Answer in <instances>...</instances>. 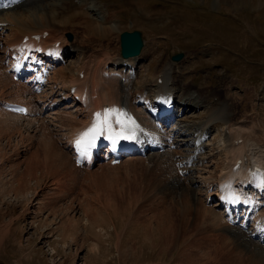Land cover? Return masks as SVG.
Returning a JSON list of instances; mask_svg holds the SVG:
<instances>
[{
  "label": "rangeland",
  "instance_id": "1",
  "mask_svg": "<svg viewBox=\"0 0 264 264\" xmlns=\"http://www.w3.org/2000/svg\"><path fill=\"white\" fill-rule=\"evenodd\" d=\"M85 1L83 6L84 0L75 3L81 12L62 8L60 13V20L70 23L67 35L72 33L71 40L77 39L82 48L66 57L63 65L69 70L94 53L116 57L121 33L138 29L146 58L129 78L131 90L143 88L149 76L183 52L185 57L175 67L181 90L203 91L209 101H213L212 90L216 97L231 95L234 106L237 100L245 104L234 107L238 118L246 114L256 119V114L247 113L250 104L258 107V99L264 98V0ZM92 1L107 11L103 36L97 13L87 8ZM9 84L0 86V95L12 96L15 91ZM176 109L183 117V107L177 104ZM204 112L201 108L196 114ZM12 119L0 113V264H186L182 258L193 264H264V244L247 238L239 225L222 230L214 224V213L206 212L200 202L205 197L202 183L191 179L189 187L175 175L176 169L165 174L152 164L151 154L127 156L112 168L97 161L91 170L75 165L77 170L61 173L52 172L60 170V157H54L56 167L51 166L50 176L38 172V181L34 171L31 175L26 171L33 162L44 164L48 145L40 131H32L34 121ZM41 121L52 133L48 143L56 144V130ZM259 126L264 128V116ZM220 129L218 123L208 139L217 138ZM185 134L190 136L188 131ZM163 235L171 237L172 245H163Z\"/></svg>",
  "mask_w": 264,
  "mask_h": 264
},
{
  "label": "bare ground",
  "instance_id": "2",
  "mask_svg": "<svg viewBox=\"0 0 264 264\" xmlns=\"http://www.w3.org/2000/svg\"><path fill=\"white\" fill-rule=\"evenodd\" d=\"M81 2L82 0H56L53 3L45 0H23L13 6L0 7V45L4 48L0 50V53H3V58L0 56V86H4V82L10 83V88L15 91L12 96L0 95L6 97H0V113L10 114L13 121L15 119L34 121V124L31 123L30 126L33 128L32 131H40L45 144L48 145V148L45 149L47 160L43 162L44 164L42 165L40 161L33 162L26 172L30 174L34 171V177L38 181L41 179L38 172H44L46 176H50L47 173H50L51 166L56 167L54 157L56 159L60 157L58 165L60 170L52 168V172L61 173L70 168L75 170V163H72L71 159L76 162L75 153L78 150L75 141L79 134L92 124L96 112H102L106 108H118L127 114L126 128L136 134L142 150L148 149L147 153L151 154V162L154 166L170 175L176 169L178 173L175 175L185 182L190 183L193 180L192 183L203 184L205 197L204 201L202 199L200 202L204 205L203 207H206V212L214 213L213 216L216 218L214 224L218 223V228L225 229L229 225L226 220H231L238 222L241 227L238 230L242 231V226L247 223L244 212L247 205V211H252V213L248 220L251 228L246 231V237L253 241H264V184H262L264 174L260 173L258 176L250 173V168L256 165L264 167V128L259 126L264 116V98L258 99L260 104L258 107L250 104L251 109L247 114L253 116L256 114V119L244 116L246 114L238 118L237 110L235 111L234 107L245 104L244 102L238 103L237 100L234 106L235 100L231 95L227 96L228 94L219 92L221 95L216 98L217 93L215 94L213 90L209 89L213 93V101H209V95L204 94L203 91L196 89L193 91L191 87L189 90H181L179 86L181 79L178 78L179 76L176 74L178 70L176 71L175 68L179 62L173 61L149 76L150 79L145 82L143 88L135 86L131 90L129 78L133 77L140 69L142 61L146 58L144 54L125 59L119 53L116 57L109 56L111 59H107V57L105 59L102 54L98 57L94 53L87 55L86 62L81 66L69 70L68 65H63L66 64V57L73 52L77 54L82 48L77 39H73V41L68 39L67 26H70V23L65 25L60 20V13L62 8L63 11L67 8L69 10L78 9L75 3ZM85 2L84 0L81 5L83 6ZM87 8L97 13V20L100 22L99 33L103 36L107 28L104 26L108 21L105 14L107 11L104 13L98 2L95 1L87 4ZM68 9L67 11H69ZM81 18L83 17L81 16L80 20ZM89 20L88 18V22ZM94 28L97 26L95 25ZM93 51L85 53L90 54ZM102 52L104 55H108L106 50H102ZM84 54L82 53V57ZM26 56L31 57V63L38 62L48 66L47 72H45L46 68H43L46 77L43 88L49 86L50 90L43 89L42 92L36 93L34 87H30L31 85L13 78L10 69L20 64L21 58ZM10 102L26 106L28 113L20 114L6 110L4 105ZM177 104L179 107H183V117H181V113H178L179 109L175 110ZM166 108H169L173 115H177L175 119L168 120L167 125H171L170 127L163 125L161 130L160 123H155L150 118L151 116L145 112L159 113ZM201 108H204L205 112L196 114ZM189 112L191 113L189 114ZM38 119H42L41 123H49L48 125L56 130L57 135L54 134L55 138L57 137L56 144L48 143L53 140L50 127L40 124ZM157 119L161 120L160 117ZM15 122L17 123V121ZM218 123L222 126L221 134L217 138L208 139ZM20 124H24V121ZM114 127L119 128L118 125H114ZM55 130L52 131L55 132ZM183 130L184 132H182ZM187 131L191 137H187L185 134ZM156 143L164 145L165 152H168L167 155H161L163 154L161 150L151 151V146ZM209 146L211 151L206 152L205 149ZM108 154L107 151L106 155ZM106 155L94 153L93 162H90L89 165L85 163L78 168L91 170V165L98 160L106 159ZM128 156L131 159L138 158L135 153ZM216 157L217 161H214ZM191 160L194 163L189 166ZM239 161L241 164L238 169H235ZM219 163L223 166L219 167ZM110 164L112 163L109 160L106 166L109 167ZM149 165L151 164L149 163ZM212 166L215 167L214 170H212ZM188 185L190 187L192 184ZM229 192L237 194L241 202L230 203L224 199ZM234 210L236 212L229 214L226 218L224 213ZM255 236L259 237L255 238ZM168 238L171 237L162 236L163 245L167 247L173 242ZM185 260L186 262H183ZM180 261L186 264L194 262L192 260L190 262L186 258H182Z\"/></svg>",
  "mask_w": 264,
  "mask_h": 264
},
{
  "label": "snow or ice",
  "instance_id": "3",
  "mask_svg": "<svg viewBox=\"0 0 264 264\" xmlns=\"http://www.w3.org/2000/svg\"><path fill=\"white\" fill-rule=\"evenodd\" d=\"M127 119V114L118 108H106L102 112H96L92 124L81 132L75 141L78 151L81 155L87 154L95 147L96 140L105 135L106 132L109 133L107 139L112 140L113 143L119 138H130L123 136L125 121ZM114 125H118L120 130L117 131ZM262 184H264V180H262ZM224 199L230 203L241 202L239 196L232 192H229Z\"/></svg>",
  "mask_w": 264,
  "mask_h": 264
},
{
  "label": "water",
  "instance_id": "4",
  "mask_svg": "<svg viewBox=\"0 0 264 264\" xmlns=\"http://www.w3.org/2000/svg\"><path fill=\"white\" fill-rule=\"evenodd\" d=\"M68 37L72 39L73 35L68 33ZM144 46L142 32L134 30L132 32L124 31L121 34V54L123 57L128 58L137 56L141 53ZM184 57V53L180 52L173 56V60L179 61Z\"/></svg>",
  "mask_w": 264,
  "mask_h": 264
}]
</instances>
